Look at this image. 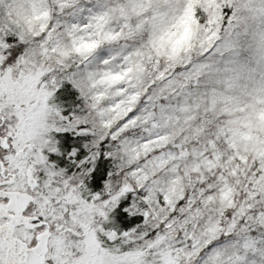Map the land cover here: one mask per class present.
Here are the masks:
<instances>
[{"label": "snow or ice", "instance_id": "obj_1", "mask_svg": "<svg viewBox=\"0 0 264 264\" xmlns=\"http://www.w3.org/2000/svg\"><path fill=\"white\" fill-rule=\"evenodd\" d=\"M0 264H264V0H0Z\"/></svg>", "mask_w": 264, "mask_h": 264}]
</instances>
